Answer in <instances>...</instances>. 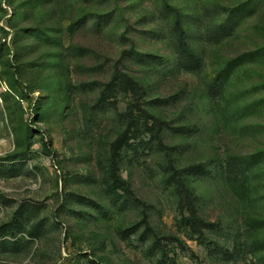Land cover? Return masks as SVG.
I'll return each mask as SVG.
<instances>
[{"label": "rangeland", "instance_id": "rangeland-1", "mask_svg": "<svg viewBox=\"0 0 264 264\" xmlns=\"http://www.w3.org/2000/svg\"><path fill=\"white\" fill-rule=\"evenodd\" d=\"M261 244L264 0H0V264H264Z\"/></svg>", "mask_w": 264, "mask_h": 264}, {"label": "trees", "instance_id": "trees-1", "mask_svg": "<svg viewBox=\"0 0 264 264\" xmlns=\"http://www.w3.org/2000/svg\"><path fill=\"white\" fill-rule=\"evenodd\" d=\"M235 27L236 26H233L231 20H227V21L221 23L218 26V28L216 29L214 35H212V41H219L220 39L227 38L234 31ZM181 41L184 42V38H181ZM182 42H180V46L182 47L180 49L181 51H183L185 49ZM227 74H228V71L226 70V71H224L223 76H222V80H224L225 83H227V81L229 80V76ZM220 78H221V76H220ZM239 163H240V165L249 167V164L247 162L239 161ZM113 167H114V169L112 170V175H113L114 180L118 183H125L124 180H122L117 175L116 170H115V166H113ZM188 198H190V197H188ZM188 201H189V204L191 207V218H192V220L195 223H200V220L197 217V211L195 210L194 204L192 203L191 199H189ZM260 225H262V224L260 223ZM259 247L261 249H264V244L259 245Z\"/></svg>", "mask_w": 264, "mask_h": 264}]
</instances>
